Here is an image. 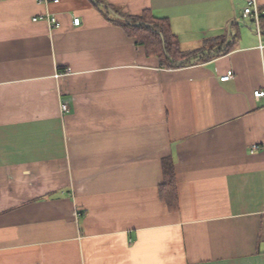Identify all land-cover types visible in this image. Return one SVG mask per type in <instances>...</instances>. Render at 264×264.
I'll use <instances>...</instances> for the list:
<instances>
[{
	"label": "crops",
	"instance_id": "obj_1",
	"mask_svg": "<svg viewBox=\"0 0 264 264\" xmlns=\"http://www.w3.org/2000/svg\"><path fill=\"white\" fill-rule=\"evenodd\" d=\"M102 1L0 0V264H264V34L246 0ZM114 10L165 18L184 52L228 49L163 67ZM47 14L60 25L33 21Z\"/></svg>",
	"mask_w": 264,
	"mask_h": 264
},
{
	"label": "trees",
	"instance_id": "obj_2",
	"mask_svg": "<svg viewBox=\"0 0 264 264\" xmlns=\"http://www.w3.org/2000/svg\"><path fill=\"white\" fill-rule=\"evenodd\" d=\"M97 4H102V0H93ZM118 20L116 24L122 27L126 33L136 38V43L142 45L147 55L158 57L160 64L167 68H178L210 57L221 55L228 48L221 46L215 48V53L205 55L203 50L211 51L215 46L207 44L206 47L194 52H184L180 49L179 41L172 33L169 23L165 18H157L149 11H144L139 15L121 14L114 10ZM260 29L264 34V16L260 18ZM223 38V37H222ZM223 39L218 40L220 43ZM163 180L159 186L160 197L165 200L171 210H176V177L173 162L170 159L163 160Z\"/></svg>",
	"mask_w": 264,
	"mask_h": 264
},
{
	"label": "built area",
	"instance_id": "obj_3",
	"mask_svg": "<svg viewBox=\"0 0 264 264\" xmlns=\"http://www.w3.org/2000/svg\"><path fill=\"white\" fill-rule=\"evenodd\" d=\"M38 1L39 2L55 1L56 2L57 0H38ZM243 15L245 17H251L254 20L256 24L257 32L260 33L261 32L260 18L264 16V10H261V11L259 10L258 3L256 0H246V6L243 9ZM40 19L48 21L52 27H58L60 25L53 15L47 14V15L35 16L33 18V21L40 20ZM73 24L75 26H78L80 24V18L77 16L73 17ZM260 47H264V38L260 40ZM66 71L68 70H64L63 72H66ZM232 76H233V73L231 70H229L220 77V80L225 81V80L230 79ZM253 95L256 99L264 98V89L255 90L253 92ZM60 107H61L60 109L62 110V112H66V113L69 112V108L66 104H62ZM253 148H256V146H253Z\"/></svg>",
	"mask_w": 264,
	"mask_h": 264
}]
</instances>
